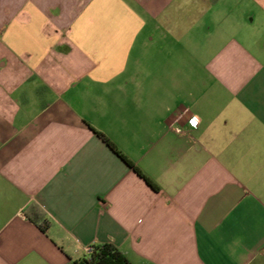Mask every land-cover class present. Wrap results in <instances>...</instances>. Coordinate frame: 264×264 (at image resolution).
I'll return each mask as SVG.
<instances>
[{"label": "crops", "instance_id": "crops-1", "mask_svg": "<svg viewBox=\"0 0 264 264\" xmlns=\"http://www.w3.org/2000/svg\"><path fill=\"white\" fill-rule=\"evenodd\" d=\"M105 244L264 264V0H0V264Z\"/></svg>", "mask_w": 264, "mask_h": 264}, {"label": "trees", "instance_id": "trees-1", "mask_svg": "<svg viewBox=\"0 0 264 264\" xmlns=\"http://www.w3.org/2000/svg\"><path fill=\"white\" fill-rule=\"evenodd\" d=\"M99 136L113 151H115L121 158H123L127 162V160L118 152L114 144H112L107 138H105L104 135L99 134ZM147 181L151 186L155 188V186L149 180ZM36 223L43 232H46L49 228V224L45 220L44 216L38 219ZM93 249L94 250L90 255L83 257L73 264H132L129 259L113 245H99L93 247Z\"/></svg>", "mask_w": 264, "mask_h": 264}, {"label": "built area", "instance_id": "built-area-1", "mask_svg": "<svg viewBox=\"0 0 264 264\" xmlns=\"http://www.w3.org/2000/svg\"><path fill=\"white\" fill-rule=\"evenodd\" d=\"M93 247H89L88 249H87V255H90L92 252H93Z\"/></svg>", "mask_w": 264, "mask_h": 264}, {"label": "clouds", "instance_id": "clouds-1", "mask_svg": "<svg viewBox=\"0 0 264 264\" xmlns=\"http://www.w3.org/2000/svg\"><path fill=\"white\" fill-rule=\"evenodd\" d=\"M197 119H198V118H197ZM176 131H177V132H179V131H180V129H178V128H177V129H176Z\"/></svg>", "mask_w": 264, "mask_h": 264}, {"label": "snow or ice", "instance_id": "snow-or-ice-1", "mask_svg": "<svg viewBox=\"0 0 264 264\" xmlns=\"http://www.w3.org/2000/svg\"><path fill=\"white\" fill-rule=\"evenodd\" d=\"M193 124H195V121H193Z\"/></svg>", "mask_w": 264, "mask_h": 264}]
</instances>
